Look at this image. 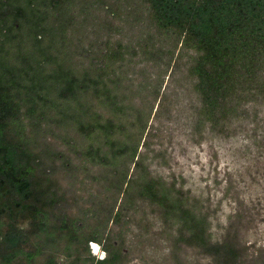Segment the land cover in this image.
I'll return each mask as SVG.
<instances>
[{
	"label": "trees",
	"instance_id": "trees-1",
	"mask_svg": "<svg viewBox=\"0 0 264 264\" xmlns=\"http://www.w3.org/2000/svg\"><path fill=\"white\" fill-rule=\"evenodd\" d=\"M139 2L145 5L159 39L149 35L135 45L107 41L104 61L89 64L78 75L64 73L61 80H54L51 97L41 92L31 95L37 92L36 85L23 88L24 94L18 97L0 75V264H38L42 249L36 238L55 232L69 235L73 258L68 256L66 264H127L122 249L110 242L103 249L104 259L82 261L80 250L89 254L88 243L97 241V232L84 238L76 226L69 229L65 221L61 225L49 222L57 200L37 168L44 153L34 147L39 139L53 136V128L60 131V139L70 132L84 138L87 144L82 156L100 169L98 181L103 182L104 191L121 196L116 213L103 212L106 222L113 215L111 221L120 227L121 246L126 236L136 237L138 230L150 233L153 224L147 216L151 214L161 230L155 239L140 234L137 244L149 246L162 236L171 264H199L196 258L190 260L191 253L206 257L208 264H264L261 256H248L244 234L258 212L237 190L231 197L235 210L222 236L213 240L210 230L215 213L204 205L208 200L185 190L183 182L178 185L174 178L167 181L153 174L147 163L148 158L165 162L163 141L170 138L171 130L179 131L177 123L183 121L182 113L172 112L160 91L164 82L161 67L164 74L171 61L162 60L156 45L169 42L172 49L180 46L191 53L187 93L195 104L184 116L190 138L201 143L207 135L218 140L240 135L257 148L252 159L260 164L264 153V0ZM168 53L172 56L173 51L168 49ZM143 62L139 73L144 79L134 84L123 69H135ZM146 66L158 71L154 84L146 76ZM14 90L20 94L22 89ZM158 99L154 119L159 125L149 127L146 120ZM22 104L24 111H20ZM232 189L230 180L224 195ZM40 264L63 263L50 253Z\"/></svg>",
	"mask_w": 264,
	"mask_h": 264
},
{
	"label": "rangeland",
	"instance_id": "rangeland-1",
	"mask_svg": "<svg viewBox=\"0 0 264 264\" xmlns=\"http://www.w3.org/2000/svg\"><path fill=\"white\" fill-rule=\"evenodd\" d=\"M88 5L86 17L88 26L82 33L90 35L91 38L98 35L103 49L106 48L107 41L112 44L122 42V44L135 45V42L139 40H148L149 35L153 37V40H157L159 37L149 24L145 5L139 0H89ZM77 8L78 10L85 9L82 2L77 5ZM80 18V16L74 17L75 22H78L77 19ZM81 41V48L88 46L87 36H84ZM156 46L162 52V60L166 64L171 61L164 74L163 67H161L160 78L164 82L160 91L165 94L167 102L172 106V112L182 113L183 121L177 123L180 130L177 132L171 130L170 138L163 141L165 162L161 159L152 161L151 158H148L147 163L150 164V171L162 176L167 181L174 178L178 185L183 182L185 190H190L193 195L208 200L204 205H209L212 214L215 213L212 217L210 230L213 240L222 236L228 224L227 219L235 210L231 197L237 190L240 198L249 207L254 208V213L258 212L253 226L244 234V242L249 248L248 256L250 259L259 256L264 259V153L260 164L256 165L252 157L257 148L251 146L248 141H243L240 135L229 140L212 139L210 135H207L201 143L192 140L189 136L190 130L187 121L184 118L190 106L195 104L194 99L187 93V89H191L187 81V67L191 53L183 50L180 46L172 49L169 42L166 45L158 44ZM81 48L77 47L75 50ZM168 49L173 51L172 56L168 53ZM136 54L137 58L134 60L137 61L140 54L138 52ZM143 65L144 62L138 64L135 69L126 67L123 69L125 76L131 78L134 84L140 82L144 79L139 73L143 69ZM145 70L147 71V73L145 71L146 76L154 84L153 81L158 71L149 66H146ZM159 100H156L146 120V125L149 127L159 125V122L154 119V111ZM262 117L264 118V115ZM43 125L46 126V124ZM49 126L53 128V125ZM166 126L165 124L160 125L164 128ZM57 131L53 128V136L36 141L34 150L44 153L37 160V165L39 164L37 168L45 180L50 182L51 189H53L52 197L57 200L50 212L49 222L52 225H61V221H65L66 227L69 229L71 225L76 226L84 238H91L92 232L98 234L96 235L97 241L88 243L89 254L85 249L80 250L81 260L104 259L106 253L102 250L109 246L108 242H110L115 247L122 249L126 255L124 258L127 264H171L168 244L163 241L162 236L158 242L153 240L149 246L137 244L140 234L155 239V233H159L161 230L159 222L156 223L151 214L147 216L153 224L149 234L144 230L140 233L138 230L136 237L128 235L125 237V244L123 246L119 244L120 227L111 221L113 215L106 222L103 212L109 209L110 212L116 213L120 208L119 199L121 196L106 193L103 182H99L101 180L100 169L96 166L92 167L85 161L82 149L86 147V140L72 132L68 133L65 139H60L58 136L60 131ZM70 144H74V146L70 147ZM246 145L250 147L249 150H246ZM241 149L246 152H242ZM230 180L235 189L234 191L230 190L228 196H225V188ZM68 238L67 232L61 235L55 232L52 236L40 234L36 238V242L41 246L42 253L38 257L37 263L40 264L46 255L52 253L61 263L66 264L70 257L73 258ZM91 243L98 245L97 252H92ZM190 255V260L196 258L199 264L209 263V259L202 255L193 253Z\"/></svg>",
	"mask_w": 264,
	"mask_h": 264
},
{
	"label": "flooded vegetation",
	"instance_id": "flooded-vegetation-1",
	"mask_svg": "<svg viewBox=\"0 0 264 264\" xmlns=\"http://www.w3.org/2000/svg\"><path fill=\"white\" fill-rule=\"evenodd\" d=\"M81 2L85 9L78 10ZM88 2L0 0V17L4 20L0 25V75L8 82L10 92L21 97L23 88L36 85L37 92L31 95L41 92L51 97L54 80H61L64 73L78 75L89 64L104 61L106 48L99 36L91 38L82 33L88 26ZM77 16L81 18L75 22ZM84 36L88 37V46L81 48ZM77 47L81 49L75 50ZM15 87L22 89L20 94L14 92ZM20 107V111L25 110L23 104Z\"/></svg>",
	"mask_w": 264,
	"mask_h": 264
},
{
	"label": "water",
	"instance_id": "water-1",
	"mask_svg": "<svg viewBox=\"0 0 264 264\" xmlns=\"http://www.w3.org/2000/svg\"><path fill=\"white\" fill-rule=\"evenodd\" d=\"M99 249L98 245L95 243H91V250L92 252H97Z\"/></svg>",
	"mask_w": 264,
	"mask_h": 264
}]
</instances>
